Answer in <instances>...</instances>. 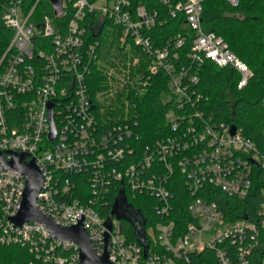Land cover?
<instances>
[{
	"label": "built area",
	"instance_id": "built-area-1",
	"mask_svg": "<svg viewBox=\"0 0 264 264\" xmlns=\"http://www.w3.org/2000/svg\"><path fill=\"white\" fill-rule=\"evenodd\" d=\"M161 1L195 32L188 51L185 34L156 46L149 33L159 13L134 9L130 0H62L58 16L51 0H0V243L28 249L35 258L29 264H81L80 246L53 237L45 224L15 221L27 187L26 176L7 167L15 154L34 160L42 175L37 209L62 228L82 225L99 257L109 239L112 264H197L203 253L207 264H252L256 257L264 264V132L259 143L215 120L198 88L207 61L236 70L239 89L254 73L222 37L203 30V0ZM106 19L149 56V76H169V135L152 143H142L137 122L98 117L88 81L99 42L90 36ZM122 190L133 210L139 198L151 200L157 220L142 215L143 227L136 218L134 232L113 216L108 229ZM216 190L254 197L257 206L232 220L213 200ZM184 202L187 221L175 214Z\"/></svg>",
	"mask_w": 264,
	"mask_h": 264
},
{
	"label": "trees",
	"instance_id": "trees-1",
	"mask_svg": "<svg viewBox=\"0 0 264 264\" xmlns=\"http://www.w3.org/2000/svg\"><path fill=\"white\" fill-rule=\"evenodd\" d=\"M130 1L134 9L144 6L151 13H159V22L149 33L156 46H162L173 36L185 34L189 40L183 51L189 50L191 35L195 32L183 15L172 18L161 0ZM202 6L203 30L222 37L254 73L249 84L239 89L241 76L236 70L220 68L207 61L201 70L198 87L204 96L202 107L215 120L237 126L247 137L260 143L264 132V0H239L238 6L228 0H203ZM104 23L99 32H92L90 36L99 42L98 62L88 81L97 111L102 110L98 117L109 123L125 119L137 122L143 144L169 135L168 103L163 99L169 89V76L163 72L149 76V56L133 43L124 41L121 30L110 20L106 19ZM215 193L213 200L225 214L232 216V220L242 214L251 215L257 206L254 197L242 201L217 190ZM146 199L139 198L133 204L139 207L137 210L142 215L151 214L153 223L157 219L149 207L151 200ZM175 214L189 220L187 203L177 204ZM123 224L137 232L129 220L125 219ZM205 256L206 253L195 256L197 264H207L203 259ZM34 259L24 247L0 243V264H29ZM211 262L217 263L214 259ZM252 264H261L260 257H256Z\"/></svg>",
	"mask_w": 264,
	"mask_h": 264
},
{
	"label": "water",
	"instance_id": "water-1",
	"mask_svg": "<svg viewBox=\"0 0 264 264\" xmlns=\"http://www.w3.org/2000/svg\"><path fill=\"white\" fill-rule=\"evenodd\" d=\"M55 7V14L58 16L62 13V0H51ZM52 114V109H51ZM236 131V127H232V132ZM57 135L56 126L53 125V131L51 133V139H55ZM26 158L25 154L21 156L15 154L14 159L7 163V167L15 171L24 174L27 178V187L23 199L22 209L19 216L15 219L18 224H23L28 221L39 222L48 226L51 234L55 238H61L68 241H73L80 246L81 264H112L109 261V239H107V251L103 256H97L92 243L89 239L88 233L82 225L75 227L62 228L56 225L52 220L44 216L36 207V201L38 194L43 185V178L38 170L35 161L26 164L22 162ZM21 159V161H20ZM132 210V211H130ZM134 212V219L131 217ZM116 216L118 219H126L131 223L135 224V219H140L142 226H145L146 220L142 218V214L139 210H133L128 204L126 197L124 196L123 190L117 197L116 203L113 206L112 212L110 213L106 226L108 229L112 228V218ZM137 230V228H136ZM138 232V230H137ZM145 246V245H144ZM148 246L146 245L145 248Z\"/></svg>",
	"mask_w": 264,
	"mask_h": 264
},
{
	"label": "rangeland",
	"instance_id": "rangeland-1",
	"mask_svg": "<svg viewBox=\"0 0 264 264\" xmlns=\"http://www.w3.org/2000/svg\"><path fill=\"white\" fill-rule=\"evenodd\" d=\"M99 6H104V2L103 1H101V3H99ZM135 63H137V60L135 61ZM142 78H143V76H142ZM145 83V82H144ZM145 85V84H144ZM164 100L165 101H168L169 100V94L168 93H165L164 94ZM149 216L151 217V218H153V216L151 215V214H149Z\"/></svg>",
	"mask_w": 264,
	"mask_h": 264
},
{
	"label": "bare ground",
	"instance_id": "bare-ground-1",
	"mask_svg": "<svg viewBox=\"0 0 264 264\" xmlns=\"http://www.w3.org/2000/svg\"><path fill=\"white\" fill-rule=\"evenodd\" d=\"M132 214H133V212H132Z\"/></svg>",
	"mask_w": 264,
	"mask_h": 264
}]
</instances>
